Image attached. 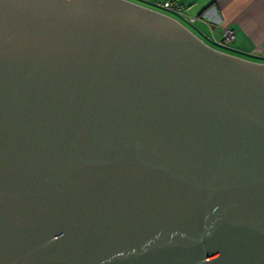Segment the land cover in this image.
Returning a JSON list of instances; mask_svg holds the SVG:
<instances>
[{"label":"water","instance_id":"water-1","mask_svg":"<svg viewBox=\"0 0 264 264\" xmlns=\"http://www.w3.org/2000/svg\"><path fill=\"white\" fill-rule=\"evenodd\" d=\"M0 264H264V63L132 0H0Z\"/></svg>","mask_w":264,"mask_h":264},{"label":"crops","instance_id":"crops-1","mask_svg":"<svg viewBox=\"0 0 264 264\" xmlns=\"http://www.w3.org/2000/svg\"><path fill=\"white\" fill-rule=\"evenodd\" d=\"M132 1L166 13L168 11V14L179 13L158 4L164 0H146L149 4H144L143 0ZM176 1L181 4L179 15L184 21L178 20L207 43L222 51L264 63V0ZM225 28L234 30L233 41L223 39Z\"/></svg>","mask_w":264,"mask_h":264},{"label":"built area","instance_id":"built-area-1","mask_svg":"<svg viewBox=\"0 0 264 264\" xmlns=\"http://www.w3.org/2000/svg\"><path fill=\"white\" fill-rule=\"evenodd\" d=\"M159 5L162 7L175 10L179 13L182 12L181 4L178 3L176 0H164L162 2H158ZM190 20H194V17H190ZM235 38V32L231 28H225L223 31V39L226 41H233Z\"/></svg>","mask_w":264,"mask_h":264},{"label":"rangeland","instance_id":"rangeland-1","mask_svg":"<svg viewBox=\"0 0 264 264\" xmlns=\"http://www.w3.org/2000/svg\"><path fill=\"white\" fill-rule=\"evenodd\" d=\"M142 1V0H141ZM145 1V2H144ZM143 2H144V4H149L148 2H146V0H143ZM149 7V6H148ZM156 8V7H155ZM165 11H167V10H165ZM167 13H168V11H167ZM169 14H171L173 17H175V18H177V19H179V20H181V21H184V19L182 18V17H180V15H179V13H174V12H169ZM177 14V15H176ZM186 23V22H185ZM191 28H193V29H195L194 27H192L191 26ZM209 42H210V40H208Z\"/></svg>","mask_w":264,"mask_h":264}]
</instances>
